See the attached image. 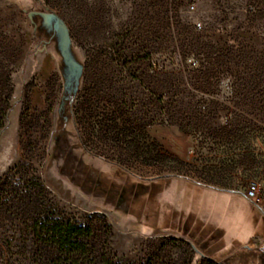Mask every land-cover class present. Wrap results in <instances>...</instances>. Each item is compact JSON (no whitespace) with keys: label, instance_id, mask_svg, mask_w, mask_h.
<instances>
[{"label":"rangeland","instance_id":"374dc122","mask_svg":"<svg viewBox=\"0 0 264 264\" xmlns=\"http://www.w3.org/2000/svg\"><path fill=\"white\" fill-rule=\"evenodd\" d=\"M56 221L79 264H264V0H0V264Z\"/></svg>","mask_w":264,"mask_h":264},{"label":"trees","instance_id":"16d2710c","mask_svg":"<svg viewBox=\"0 0 264 264\" xmlns=\"http://www.w3.org/2000/svg\"><path fill=\"white\" fill-rule=\"evenodd\" d=\"M39 235L47 237L49 252L57 255L55 264H79V259L82 260L89 252L84 241L92 235V229L71 222L56 221L51 226L41 227Z\"/></svg>","mask_w":264,"mask_h":264},{"label":"built area","instance_id":"2783aa9c","mask_svg":"<svg viewBox=\"0 0 264 264\" xmlns=\"http://www.w3.org/2000/svg\"><path fill=\"white\" fill-rule=\"evenodd\" d=\"M259 194V186L256 183H251L247 190H246V196L249 199H256L258 197Z\"/></svg>","mask_w":264,"mask_h":264},{"label":"water","instance_id":"95a60500","mask_svg":"<svg viewBox=\"0 0 264 264\" xmlns=\"http://www.w3.org/2000/svg\"><path fill=\"white\" fill-rule=\"evenodd\" d=\"M63 53L65 52L66 48H67V36H66V33H65V37H64V40H63Z\"/></svg>","mask_w":264,"mask_h":264}]
</instances>
